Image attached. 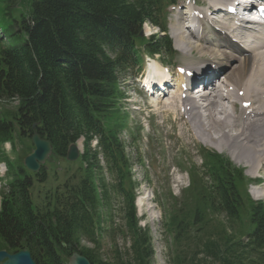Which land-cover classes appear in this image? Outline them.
<instances>
[{"label": "trees", "instance_id": "trees-1", "mask_svg": "<svg viewBox=\"0 0 264 264\" xmlns=\"http://www.w3.org/2000/svg\"><path fill=\"white\" fill-rule=\"evenodd\" d=\"M17 1L0 0V99L18 101L16 112L1 114L0 143L13 141V120L21 133L37 123L53 158H64L80 137L84 150L41 215H32L29 183L14 173L0 208V249H27L37 264H67L64 243L91 264H151V239L137 224L136 185L119 138L126 119L118 84L140 66L137 42L149 55L171 52L166 35L138 34L144 22L165 32L164 9L175 0H32L27 15L17 10L19 19L10 10ZM94 138L99 151L90 147ZM203 170L201 177L193 172L167 219L173 264H264V203L247 197L242 171L228 159L205 152ZM117 214L123 225H115ZM219 214L224 220L215 222ZM106 234H120L128 250L104 258Z\"/></svg>", "mask_w": 264, "mask_h": 264}, {"label": "bare ground", "instance_id": "bare-ground-1", "mask_svg": "<svg viewBox=\"0 0 264 264\" xmlns=\"http://www.w3.org/2000/svg\"><path fill=\"white\" fill-rule=\"evenodd\" d=\"M215 2L216 0L198 2L207 8L203 19H198V24L193 22V13L189 7L186 12H178L175 18L173 37L176 47L185 57L196 54L199 60L197 65H187L189 67L185 70L193 72L197 78L207 77L208 87H211L210 93L202 90L200 101L191 96L179 101L180 107L184 108L180 121L188 133L193 132L216 151L220 152V144L228 147L230 153H235L238 161L246 164L251 175L264 174V30L258 27H235L232 21L227 27L222 20L216 18L222 16L223 12L213 7ZM209 11L212 19L206 15ZM211 21L215 27L225 30V33L214 32ZM195 27L197 34L190 29L195 30ZM210 33L216 37L215 41L205 42L203 35ZM239 44L243 46L240 47ZM149 65L152 74L162 72L155 62ZM211 65H214V69ZM216 70L225 73L230 70L231 74L227 73L223 81L217 84L209 76V72L214 73ZM213 79H217V76L214 75ZM183 85L189 87L184 76L179 74L176 87L180 94L184 93ZM230 87L231 91L228 90ZM240 91L243 94L238 97ZM177 101L176 96L164 103L153 101L154 111L176 114ZM237 101L240 105L249 104L240 109L241 114L236 112ZM78 147L80 148L79 142ZM252 196L255 199L264 197V189L252 192Z\"/></svg>", "mask_w": 264, "mask_h": 264}, {"label": "rangeland", "instance_id": "rangeland-1", "mask_svg": "<svg viewBox=\"0 0 264 264\" xmlns=\"http://www.w3.org/2000/svg\"><path fill=\"white\" fill-rule=\"evenodd\" d=\"M9 0H6L4 5ZM187 0H182L178 2L174 9L170 10L169 16V35L173 36L175 17L178 10L181 8V12H184V5ZM32 0H18L14 7H11V13L13 18L19 19V13L27 14L30 11ZM14 8H18V12H15ZM2 16L0 15V27H2ZM7 21H11L10 16L4 17ZM184 24V22H181ZM228 27V23H224ZM158 33L157 29L147 26L145 29V37L151 34ZM174 39V40H173ZM173 48L175 47V38L173 37ZM175 55L172 59L166 61L164 66H168L171 70V66L182 65L189 67L192 63H199L197 60V55L185 57L180 51L174 48ZM197 57V58H196ZM161 63L159 57H154ZM188 58V59H187ZM145 60V59H144ZM187 61V62H186ZM150 61H146L144 66L149 65ZM151 64V63H150ZM185 64V65H184ZM143 66V67H144ZM151 66V65H149ZM201 66V65H200ZM181 67V66H180ZM148 70H151L148 67ZM229 74L230 70L228 71ZM227 72V73H228ZM143 71L140 73L142 74ZM138 78V76H137ZM122 90L125 92V100L122 103V108H124L129 113V127L133 129L134 135L131 136L130 133H125L122 138L126 144V151L131 157L133 162V175L138 184L137 189V215L140 219V226L148 228L150 231V236L152 239V245L154 250V255L152 258V264H173V258L175 256V245L169 237L164 232L163 217L166 216L164 210L167 208L166 203L167 196L169 194L179 197L182 190L188 185V177L185 173L191 165L196 167H201L199 160V148L203 147L209 150H214L208 144L201 141L194 133H187L185 127L182 129L181 124L176 118L180 116L178 112L173 113H161L154 111V103L156 99L150 98L145 99L139 94V87L136 79H129L122 84ZM178 96V93L175 91ZM171 100V99H170ZM165 98L161 103L170 101ZM180 103L179 101H177ZM237 106V105H236ZM15 104H10L6 102L0 103V110H13ZM137 109L140 112H137ZM177 109V106H176ZM236 109V107H235ZM239 111L237 107L236 112ZM158 112V113H157ZM240 112L239 114H241ZM164 114V115H163ZM166 114V115H165ZM178 116V117H177ZM181 117V116H180ZM181 120V118H180ZM187 124V119H186ZM184 130V131H183ZM190 130V129H189ZM214 147L217 145H213ZM9 146L4 147L6 151ZM221 149L219 153L221 155L229 158L235 166L243 168L245 174L249 180L255 178H263L262 174L250 175L244 162L238 161L234 152H229L228 147L220 144ZM17 150L22 151V148L17 144ZM82 150V149H81ZM234 153V154H233ZM15 156L10 154V158L13 159ZM232 157V158H231ZM234 157V158H233ZM237 160V161H235ZM189 163L190 166L187 164ZM78 163H65L63 160H56L53 164L47 165L49 172L48 186L54 183L53 173H65V169L71 168L74 171L77 168ZM241 164V165H240ZM245 165V167L243 166ZM0 171H3V167L0 166ZM48 173V172H47ZM59 174L57 179L62 181L64 178ZM264 179V178H263ZM264 183V180H263ZM0 186L2 182L0 180ZM264 187V185L262 186ZM260 190L261 186L259 187ZM264 189V188H263ZM255 189L249 188V193ZM264 201V197L257 199ZM33 203L35 204V197L33 196ZM164 205V207H162ZM118 223H121L117 219ZM102 244V250L100 254L106 259H112L113 253L116 251L121 252L123 249L128 250L129 245H125V241L122 238H115L114 240H105ZM109 243H113L110 245Z\"/></svg>", "mask_w": 264, "mask_h": 264}, {"label": "water", "instance_id": "water-1", "mask_svg": "<svg viewBox=\"0 0 264 264\" xmlns=\"http://www.w3.org/2000/svg\"><path fill=\"white\" fill-rule=\"evenodd\" d=\"M31 140L34 149L30 155L24 159V165L30 171H38L39 164L44 163L51 155V146L47 141L41 140L37 135L32 136ZM77 157L78 153L76 147L71 146L68 151L67 159L73 161L76 160ZM4 258H7L4 264H34L27 252H20L12 256L5 252H0V261ZM69 262L70 264H89L85 258L77 254H73Z\"/></svg>", "mask_w": 264, "mask_h": 264}]
</instances>
